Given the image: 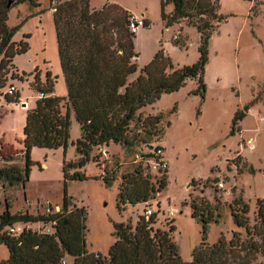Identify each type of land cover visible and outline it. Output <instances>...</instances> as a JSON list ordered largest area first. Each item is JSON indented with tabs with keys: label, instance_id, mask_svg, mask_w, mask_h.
I'll use <instances>...</instances> for the list:
<instances>
[{
	"label": "rangeland",
	"instance_id": "374dc122",
	"mask_svg": "<svg viewBox=\"0 0 264 264\" xmlns=\"http://www.w3.org/2000/svg\"><path fill=\"white\" fill-rule=\"evenodd\" d=\"M35 1L38 6L34 8L27 3L14 4L8 14V26L17 28L13 41L26 43L28 49L15 56L9 69L17 79H8L0 90V168L24 166L22 131L26 113L38 99L32 86L34 78L44 83L48 72L53 95L66 96L53 11L48 0ZM217 3L220 21L209 40L203 100L192 94L197 89L196 81L187 80L179 91L163 94L153 105L137 112L130 125L131 134L137 137L133 148L110 143L103 146L107 154L100 155L98 163L94 157L99 150L93 149L82 168L77 167L81 155L76 149L81 132L71 113L65 150L32 149L31 171L24 187L21 184L10 187L0 181V215L6 205L11 215L39 216L47 207L57 212L66 192L69 207L83 208L86 212L87 251L106 258L115 242L114 224L130 222L134 227L147 207L138 204L117 208L120 177L139 163L148 166L152 151L160 148L167 170H149L153 177L164 175L166 186L147 205L156 213L155 227L167 230L172 221V239L181 260L191 261V254L203 236L212 245L221 237L230 240L233 232L243 234L232 222L229 205L240 197L249 207L252 225L256 202L264 199V0H217ZM106 4L116 5L148 24L135 35L137 72L129 77V82L138 77L160 50L170 58L173 69L196 63L199 38L195 28L187 21L168 27L161 19L160 0H90V7L96 10ZM171 11L172 6L168 5L165 13ZM105 39L110 40L108 36ZM10 85L20 95L22 106L5 100ZM245 106L248 111L238 122L239 131L231 135L234 114ZM154 117H160L156 125ZM69 164L74 166L67 168V174L79 173L85 179L66 181L64 166ZM105 171L116 176L109 185L102 180ZM199 199L207 202L217 220L207 225L204 234L201 222L192 218L191 202L195 200L198 204ZM168 209L173 212L172 218L166 214ZM15 224L32 231L43 228L41 223ZM7 257V249L0 245V263ZM256 263L264 264V258L257 256Z\"/></svg>",
	"mask_w": 264,
	"mask_h": 264
},
{
	"label": "trees",
	"instance_id": "16d2710c",
	"mask_svg": "<svg viewBox=\"0 0 264 264\" xmlns=\"http://www.w3.org/2000/svg\"><path fill=\"white\" fill-rule=\"evenodd\" d=\"M53 11L61 73L66 87V96L53 95V83L47 72L45 82L34 78L33 88L42 94L34 108L28 110L23 127L21 151L24 166H3L0 181L10 187L28 182L32 162L30 153L34 148L65 150L70 131V115L74 114L80 130L76 149L81 155L77 167L82 168L89 160L93 149H100L110 143L133 148L137 137L131 134L130 125L137 112L157 102L163 94H171L193 79L197 89L193 95L204 99V71L208 61V46L214 28L220 21L217 14V0H160L161 19L169 27L187 21L195 28L198 42V59L191 66L173 69L170 58L162 50L140 70L138 77L129 82L137 72L138 54L134 49L136 33L130 31L132 16L113 4H106L96 10L90 7V0H48ZM11 4L8 8V4ZM27 3L37 7L35 0H0V90L8 79H17L9 72L15 56L27 52L26 43H15L13 36L17 28L7 24L11 7ZM171 5L172 11L165 13ZM148 24L143 21V27ZM106 36L110 38L106 41ZM175 45H179L174 41ZM12 86V85H10ZM9 86V87H10ZM5 100L19 104L20 95L6 93ZM248 107L235 112L231 121L230 134L238 130ZM160 117H154L158 124ZM2 151V149H1ZM100 154L94 157L98 163ZM8 161V158H6ZM66 181L84 180L79 173L67 174ZM251 171V170H250ZM165 172V171H164ZM116 179L114 172L105 171L102 180L109 185ZM154 179V180H152ZM166 186L164 175L153 177L148 166L139 163L134 169L120 177L117 193V208L125 205L149 203ZM192 218L201 222L203 234L207 225L217 222L213 211L202 199L191 202ZM233 224L243 230L233 232L230 240L223 237L212 245L203 236L201 244L193 250L190 262H183L172 239V221L168 229L155 227L156 213L146 221L139 216L134 227L130 222L114 224L115 242L110 246L108 256L89 253L85 244L86 212L83 208H70L66 192L63 205L58 212L32 216L11 215L8 206L0 215V245L5 246L8 257L0 264H261L256 257L264 258V199L256 202L254 223L250 225L249 207L239 197L229 205ZM15 223H52V233L25 229L18 236L6 233V228ZM71 260V263L68 262Z\"/></svg>",
	"mask_w": 264,
	"mask_h": 264
},
{
	"label": "built area",
	"instance_id": "2783aa9c",
	"mask_svg": "<svg viewBox=\"0 0 264 264\" xmlns=\"http://www.w3.org/2000/svg\"><path fill=\"white\" fill-rule=\"evenodd\" d=\"M142 27H143V20H140V19H137V18H134V17L130 18V20H129V29H130V31H132L134 33H137V31L140 28H142ZM15 90L16 89L13 86H10L7 89V93L8 94H12L13 92H15ZM42 97H43L42 94H38V99H40ZM99 154L101 156H105L107 154V152H106V150L103 147H101L99 149ZM149 164H150V166H149ZM167 167H168V164H167V162L165 161V159L163 157L162 149L155 148L152 151L151 161H149V163H148V168L149 169L151 168L154 171L164 172V171L167 170ZM53 212L54 211L51 209V207H47L45 209V214H51ZM152 214H153L152 209L150 207H146L144 212H143V216H144L145 220L147 221ZM166 214H167L168 217H171V218L173 217V212H172L171 209H168ZM52 225H54V224L48 223V224L44 225L43 228H42V231H39V232H43V233L48 234V235L51 234L52 233ZM25 229H29V228L21 227V226H18L16 224H13V225L7 227L5 230H6V233L8 235L18 236ZM62 264H65V261H63Z\"/></svg>",
	"mask_w": 264,
	"mask_h": 264
},
{
	"label": "crops",
	"instance_id": "0c3cea01",
	"mask_svg": "<svg viewBox=\"0 0 264 264\" xmlns=\"http://www.w3.org/2000/svg\"><path fill=\"white\" fill-rule=\"evenodd\" d=\"M140 29H141V28H140ZM137 32H138V31H137ZM20 100H21V102H20L18 105H21V106H22V105H23V103H22V99H20ZM23 102H25V101H23ZM24 106H25V107L27 106V103H26V102L24 103ZM0 120H1V119H0ZM80 134H81V133H80Z\"/></svg>",
	"mask_w": 264,
	"mask_h": 264
},
{
	"label": "water",
	"instance_id": "95a60500",
	"mask_svg": "<svg viewBox=\"0 0 264 264\" xmlns=\"http://www.w3.org/2000/svg\"><path fill=\"white\" fill-rule=\"evenodd\" d=\"M10 5H11V4L9 3V4H8V8L10 7ZM80 132L82 133V132H83V130H80Z\"/></svg>",
	"mask_w": 264,
	"mask_h": 264
}]
</instances>
